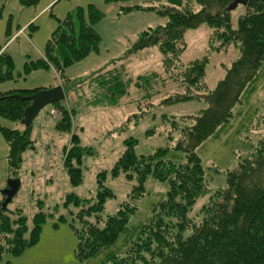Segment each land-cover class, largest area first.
I'll return each instance as SVG.
<instances>
[{
  "label": "trees",
  "instance_id": "1",
  "mask_svg": "<svg viewBox=\"0 0 264 264\" xmlns=\"http://www.w3.org/2000/svg\"><path fill=\"white\" fill-rule=\"evenodd\" d=\"M18 1L25 7L37 2ZM129 1L132 0H105V3ZM232 1L157 0L156 7L120 6L123 13L148 9L166 19L163 25L142 31L131 49L133 52L156 45L162 55V66L160 70L138 75L134 80L127 78L123 67L114 72L99 69L95 77L92 74L99 89L92 106H118L119 100L133 87L141 94L138 108L146 107L145 111L142 109L143 113L132 116L138 122L152 115L150 110L156 104L151 100L159 96L153 91L156 84L171 80L180 83L184 93L164 98L159 104L197 100L205 107L176 119L162 115V119L169 120L165 133L168 145L148 155L135 153L136 139H124L122 152L113 165L96 172L93 193L90 191L83 196L65 193L61 204L54 207L59 210L56 215L45 213L42 202H37L38 212L33 215L30 228L22 207L24 203L12 209L8 207L10 203L4 209L0 204V260L4 254L18 257L36 245L41 227L55 216V226L66 223L73 232L75 258L83 262L94 257L103 248L114 244L126 230L136 212L129 200L138 201L144 197L145 183L151 178L167 185L164 198L155 204L149 219L135 229L126 242L128 249L124 254L111 255L103 264H264V106L256 119V132L260 136L254 151L239 157L233 169L224 171L221 184L211 187L207 173L212 171V177H215L218 169L205 167L197 154V149L220 127L230 124L234 109L242 104L243 94L264 63V0H248L243 6L245 13L238 17L235 27H232L231 11L226 9ZM100 17L101 13L92 6L88 21L80 7L74 14H68L48 39L43 58L27 62L25 73L52 68L62 81L65 95L75 90L72 85L78 82L72 83L73 80L64 75V70L97 51L100 38L94 30V23ZM202 24L211 30L206 50L208 55L225 52L231 45L239 50V57L228 67H223V77L212 89L204 82L208 55L186 64L179 59L186 49L184 31ZM58 51L62 53L61 58ZM12 67L10 57L1 54L0 82L11 79ZM37 91L0 92V117L21 124L29 101L12 96H28ZM52 106L61 108L60 120L55 122L54 130L60 135L70 134L69 147H61L63 171L69 185L78 187L83 183L84 160L94 157L95 151L83 144L81 127L72 133V116L76 115V110L70 114L62 102ZM32 128L33 123L23 130L0 127L7 146L9 178H21L24 153L33 148L35 142ZM151 134L162 133L154 129L146 132V135ZM171 151L183 153L184 161L173 163L166 160ZM120 177L132 183V188L127 200L119 204L113 214L105 215L106 203L115 197L105 182Z\"/></svg>",
  "mask_w": 264,
  "mask_h": 264
},
{
  "label": "rangeland",
  "instance_id": "2",
  "mask_svg": "<svg viewBox=\"0 0 264 264\" xmlns=\"http://www.w3.org/2000/svg\"><path fill=\"white\" fill-rule=\"evenodd\" d=\"M138 5L143 8L157 6V0H132L129 2L107 4L105 0H37L36 4L25 7L18 0H0V55L6 54L12 62L11 79L0 82V92L18 90H41L62 85L55 70H35L25 73L27 62H36L43 58L48 39L68 14H74L78 7L88 21L89 8L101 13V17L94 23V30L100 38L98 49L84 59L73 63L64 70V75L73 80V91L66 94L62 106L67 112L74 109L72 116V133L79 127L81 140L84 145L92 147L94 157L85 158L83 164V183L78 187H71L63 171L61 147H69L70 134L56 133L55 122L60 120L61 108L47 106L33 122L32 138L35 140L33 148L24 153L21 164V183L16 196L10 202V209L20 206L24 208L28 228L32 225V217L38 212L37 202L41 201L43 211L56 215L54 207L61 204L65 193L86 195L95 190V175L100 169H109L122 152V141L128 137L137 140L135 153L148 155L155 149L168 145L167 127L169 120L162 119V115L169 119H176L182 115L194 114L205 107L197 101H182L171 105H161L158 102L164 98L183 94L184 88L178 82L171 80L166 83L158 82L153 91L151 102L156 104L146 116L135 122L134 114L145 111L144 106L139 109L140 92L131 87L128 95L121 98L118 106H92L99 89L92 79L106 68L107 71H119L121 67L127 78L149 74L161 69L162 55L156 45L131 51L139 34L148 28L163 25L166 19L155 10L136 9L123 13L120 6ZM245 13L242 5L231 11L232 27L236 26L238 17ZM210 28L202 24L196 29L184 31L186 49L179 59L183 64L202 59L208 55V40ZM131 51V52H130ZM128 52V53H127ZM127 53V55H126ZM62 57L60 51L57 52ZM239 57L237 47L231 45L225 52H211L204 82L212 89L217 81L223 77L224 66ZM94 73V74H93ZM93 74V75H92ZM93 77V78H94ZM166 78L165 76H162ZM126 79V77L124 78ZM160 93V94H159ZM157 97V98H155ZM264 106V63L255 80L242 96V104L234 109V117L230 124L220 127L216 133L197 149L205 167H215L218 174L207 173L211 187L223 182V172L233 169L239 157L254 151L257 137L256 119ZM147 111V110H146ZM23 130L25 126L12 123L0 117V127ZM150 129L162 134L146 135ZM7 146L0 133V204L3 202L2 190L9 179L6 161ZM173 163L184 161L181 152H170L165 157ZM212 177V180H211ZM115 195L106 203L105 215L113 214L119 204L127 200L132 183L123 177L108 179L105 182ZM146 195L138 201L129 200L136 207L135 214L130 218L126 230L121 233L117 241L111 246L103 248L94 257L79 262L75 258L76 239L66 223H57L55 217L50 218L42 227L39 241L27 248L20 256L11 257L4 254L0 264H103L111 255H123L128 249L127 241L138 226L145 223L151 216L155 204L164 198L166 184H161L151 178L145 183ZM199 205V202L197 203ZM60 209V208H59Z\"/></svg>",
  "mask_w": 264,
  "mask_h": 264
},
{
  "label": "water",
  "instance_id": "3",
  "mask_svg": "<svg viewBox=\"0 0 264 264\" xmlns=\"http://www.w3.org/2000/svg\"><path fill=\"white\" fill-rule=\"evenodd\" d=\"M247 1L248 0H233L226 9L227 11H232L238 5L245 6ZM12 97L29 101L28 106L23 111V118L21 120V124L28 127L34 122L38 114L44 108L57 102H63L66 95L62 86L57 85L48 89H41L28 96L14 94ZM20 183V179L18 178H9L7 180L6 187L1 192V195L3 196V202L1 203L2 209L6 208L16 196L20 188Z\"/></svg>",
  "mask_w": 264,
  "mask_h": 264
}]
</instances>
